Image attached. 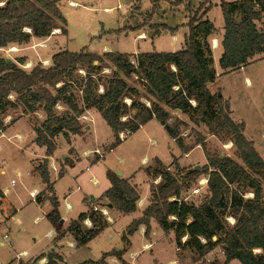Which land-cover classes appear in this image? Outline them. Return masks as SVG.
I'll return each instance as SVG.
<instances>
[{
    "label": "trees",
    "instance_id": "1",
    "mask_svg": "<svg viewBox=\"0 0 264 264\" xmlns=\"http://www.w3.org/2000/svg\"><path fill=\"white\" fill-rule=\"evenodd\" d=\"M0 1H4L0 6V49L27 43L32 37L46 39L56 29L66 34V20L56 1ZM161 1L154 0L153 8ZM183 1L190 0L176 3ZM212 1L200 0L186 24L184 47L176 52L97 55L85 50L78 53L61 50L51 56L50 66L43 67L39 63L29 71L21 67L24 57L9 62L0 58V135L8 126L3 118L9 111L19 109L23 114H34L40 110L44 115V120L32 129L33 142L45 149L43 160L35 167L44 189L35 200L40 202L43 196L50 201L52 209L45 218L55 230L53 242L62 241L69 233L77 247L85 246L109 227L101 210L89 207L63 229L48 170L49 158L57 147L56 138L62 136L69 143L70 136L81 135L80 117L85 111L95 109L114 136L110 149L121 142L120 133L129 132L130 135L152 118L182 148L179 130L168 124L169 109L189 115L194 123H204L211 134L231 142L242 164L226 156L209 154L202 139L198 144L204 151L206 164L200 170L181 168L173 158V174L155 161L146 171L153 179L160 178V182L150 186L149 204L125 228L124 242L129 243V238L141 226L145 227L144 236L149 239L150 222L154 220L164 233L173 231L177 245L186 237L183 247L193 251L199 259L221 247L224 264L233 260L240 264H264V200L261 197L264 160L244 135V122L231 119L229 102L208 89V84L217 77L210 67L211 50L206 41L214 32L213 23L206 17ZM220 9L223 35L218 65L227 72L264 54V31L258 30L255 23L264 15V0L221 2ZM234 15L239 16L238 21ZM131 56L135 58V65L131 63ZM106 66L111 68L109 77L102 73ZM80 71L83 76L78 79L76 74ZM133 75L139 76L146 94L141 95L136 88L128 86L125 79ZM141 97L150 105H144ZM59 104L66 108L62 114L55 112ZM63 165L71 164L66 159ZM63 168L59 170V177L64 174ZM200 177L206 178V193L194 203L180 199ZM106 178L110 187L101 199L108 200L111 209L123 214L134 213L140 199L136 189L112 171L106 172ZM241 188L249 189L252 198L245 199ZM3 198L0 189V207ZM227 217L234 219L232 226L226 222ZM85 221H89L91 227L87 228ZM125 252L124 248L104 253L95 264H107L105 259L110 256L123 263ZM58 260L60 256L49 253L45 264H56Z\"/></svg>",
    "mask_w": 264,
    "mask_h": 264
},
{
    "label": "rangeland",
    "instance_id": "2",
    "mask_svg": "<svg viewBox=\"0 0 264 264\" xmlns=\"http://www.w3.org/2000/svg\"><path fill=\"white\" fill-rule=\"evenodd\" d=\"M54 1L57 2L66 20V34H62L57 29L46 39L32 38L21 45H8L0 49V58L16 61L24 57L25 63L21 67L29 71L31 68L28 67H31V64L35 66L40 63L43 67H48L51 56L61 50L71 53L85 50L97 55L176 52L184 47V38L188 32L186 24L200 3V0L181 3H176L178 0H163L157 8H153L154 0ZM236 1L238 0L212 1V7L206 15L214 25V32L206 39L210 50L211 38L223 32L221 2ZM234 19L238 21L239 16L234 15ZM255 23L258 30L264 31V15ZM141 30L145 38L139 37ZM56 31L58 32L55 33ZM173 36L177 40L176 43L172 41ZM209 54L212 62L210 67L215 73L217 72L214 69L215 61L220 77L209 83L208 89L211 93H218L225 100L230 101L231 119L235 122H244V135L253 142L257 153L264 158V56L260 58L254 56L242 69L224 72L219 69L216 62L217 54L215 52L212 54L211 51ZM130 60L135 62L133 56ZM26 61L31 64H26ZM102 73L105 77H109L111 68L106 66ZM76 75L79 79L83 73L80 71ZM137 77L133 75L125 80L128 86L136 88L141 95H144L146 88ZM140 101L146 106L150 105L144 97H141ZM126 102L130 101L126 99ZM64 108L65 106L59 104L55 112L62 114ZM167 111L170 116L168 124L176 126L179 130V142L182 148L174 140L172 142L161 125L153 120L145 128L127 135L124 140L120 139L121 142L110 152L108 148L114 142V136L100 114L92 112L91 134L84 138L77 137L73 142V147L80 158L75 163V167H68L67 172L59 178L60 168L56 172V169L48 163L50 180L55 182L54 194L59 202L58 210L64 221V229L71 219H75L80 212L86 210L82 202L83 197L91 199V195L97 196L107 188L105 187L109 184L106 178L107 171L122 172L125 176L134 174L133 182L137 185L139 198L145 201L146 197L150 196V186L160 182V179H153L145 172L146 167L155 165L154 158L158 157L162 164H165L164 167L173 174H175L173 158L181 168L198 166L200 170L206 164L204 151L198 144L201 139L209 154L223 155L242 164L236 148L227 139L211 134L204 123H194L187 114L169 109ZM20 112L19 109L9 111L3 118L5 125H11L12 120L16 119ZM28 119L30 123L27 119H20L0 136V187L5 196L0 210V244L3 242L4 233L9 235V240L12 242L11 246L0 245V264H45L49 253L61 257L56 264H95L100 261L104 253L121 251L124 248L126 252L122 256L123 263L112 256L107 257L105 262L107 264H224L225 256L221 247L199 259L193 251L183 247L186 237L181 239L180 245H177L173 231L164 233L154 220L150 222L149 239L145 238L144 231L137 230L126 244L123 239L125 229L122 232L121 226L129 224L132 218L141 215L143 202L139 204L140 210L137 209L133 217L117 220L113 226L106 228L85 246L77 247L73 236L69 233L62 241L53 242L55 231L53 233L54 229L45 218V214L52 208L50 201L46 200L43 205H38L29 197V192L33 189L40 192L44 188L39 177L33 173L32 162L35 163L37 159L43 158L45 149L32 143L34 133L31 129V126H38L44 120V115L38 110ZM81 125L84 133L86 124ZM55 142L57 147L50 157L53 161L68 150V145L62 136ZM94 179L98 182L96 185ZM205 179L200 177L198 182ZM11 181L14 183L11 184ZM198 186L197 182L191 184L190 189L180 195V199L186 203L197 202L206 193L204 185L198 194L193 195V190ZM249 191V189H240L245 199L252 198V193ZM261 197L264 200V182ZM88 198L85 200L86 204L92 205L91 207L95 205L110 221L106 207L108 200L98 198L89 201ZM13 211V217L6 224L8 216ZM3 213L6 216H3ZM227 218L226 222L232 226ZM169 221H172V218H169ZM152 232L155 234L152 235ZM148 243H151V246L144 247V244ZM228 264L240 263L233 260Z\"/></svg>",
    "mask_w": 264,
    "mask_h": 264
},
{
    "label": "crops",
    "instance_id": "3",
    "mask_svg": "<svg viewBox=\"0 0 264 264\" xmlns=\"http://www.w3.org/2000/svg\"><path fill=\"white\" fill-rule=\"evenodd\" d=\"M57 30V29H56ZM222 35H223V32L221 31V33H219L218 35H215L214 37H212L211 38V52H212V54H213V52H215L216 54H217V56H218V58H217V60H216V62L218 63V60H219V57H220V55H221V53H222V48H221V46H220V43H221V40H222ZM186 36V35H185ZM139 37L140 38H145V35H144V33L142 32V30L140 31V33H139ZM33 38V37H32ZM31 38V39H32ZM172 41H174L175 43L177 42V40L175 39V37L173 36L172 37ZM181 45V44H180ZM216 50V51H215ZM133 54H139V53H133ZM129 55H132V54H129ZM264 56V54H260V55H256L255 56V58H260V57H263ZM5 58V57H4ZM5 59H8V58H5ZM47 61V60H46ZM48 66H50V64H51V60H48ZM26 64H31L29 61H26ZM215 61H214V69L217 71L216 72V74H217V77L216 78H219L220 77V74H219V71L217 70V68L215 67ZM31 67L33 66L32 64L30 65ZM31 67H28V68H31ZM27 68V67H26ZM27 68V69H28ZM243 67H241L240 69H242ZM220 69V68H219ZM221 70V69H220ZM248 83H249V80L246 78L245 79ZM228 102H230V101H228ZM59 106V105H58ZM64 106V105H63ZM66 108H64V110H65ZM230 109H231V104H230ZM93 111H95V112H97L95 109H90V110H87V111H85L84 112V114L82 115V117L79 119V121H80V123L81 124H86L85 125V127H84V130H85V132L84 133H81V135H79V136H70V141H69V143L68 142H66V140H65V142H66V144L68 145V150L64 153V154H62L59 158H56L54 161L53 160H50L51 158H49V164L50 165H52V167H54L55 169H56V172H58V169L60 168H62V167H64L63 169H64V174L67 172V168L69 167V168H73V167H75V163L80 159L79 158V155H78V153H77V151H76V149L73 147V142H74V140L77 138V137H81V138H84L86 135H88V134H91V131H92V121H93V115H92V112ZM172 111V110H171ZM34 114H36V112L34 113ZM31 116H33V114H23L22 112H20L19 113V116H17L16 117V119H14V121L13 122H11V125H13L14 123H16L18 120H20V119H27L28 120V122L30 123V121H29V119L28 118H30ZM87 119V121H83V120H86ZM156 121L154 118H152L151 120H149L146 124H144V125H142L139 129H142V128H145V126L146 125H148V123H150L151 121ZM157 122V121H156ZM11 125H9V126H11ZM31 125V124H30ZM9 126H7L6 128H5V130H4V132L6 131V129L9 127ZM33 126H31V129H33L32 128ZM35 127V126H34ZM162 127V126H161ZM163 128V127H162ZM164 129V128H163ZM33 131V130H32ZM244 131H245V129H244ZM3 132V133H4ZM2 133V134H3ZM1 134V135H2ZM0 135V136H1ZM60 136H58L57 138H56V140H58V138H59ZM247 138V137H246ZM248 139V138H247ZM34 140V139H33ZM172 140V142H174L173 141V139H171ZM249 140V139H248ZM251 141V140H250ZM32 143L33 144H35L33 141H32ZM152 143H154V141H152ZM254 145V144H253ZM108 151L110 152V151H112V149H110V147L108 148ZM263 157V156H262ZM44 158V157H43ZM43 158H41V159H43ZM41 159H37V161L34 163V162H32V168H33V173L35 174V175H37L38 176V174L35 172V167H37L38 166V164L41 162ZM58 159H59V161H58ZM66 159H68V161L70 162V166H65V165H63V162L66 160ZM154 160L155 161H158L159 163H161L162 164V162L160 161V159L158 158V157H155L154 158ZM263 160H264V158H263ZM61 161V162H60ZM96 161H98V160H96ZM96 161H94V162H96ZM91 162V161H90ZM91 163H93V162H91ZM148 164V163H147ZM146 164V165H147ZM171 164V163H170ZM145 165V166H146ZM163 165V164H162ZM169 165V164H168ZM168 165H166V166H168ZM163 166H165V164L163 165ZM142 167H144V165H142ZM148 167H152V165H150V166H148ZM148 167H146V168H148ZM89 168L87 167L86 168V170H88ZM145 172H146V174H147V176L149 175V173L146 171V169H145ZM63 174V175H64ZM133 176H134V174H130V175H128V176H125L124 175V173H122L121 172V178H124V179H127L128 181H129V183L136 189V191H137V185L136 184H134V182H133ZM39 177V176H38ZM49 177H50V174H49ZM59 177V176H58ZM59 178H61V177H59ZM156 179H160V178H156ZM50 182L52 183V185H53V190H54V184H55V182L53 181H51L50 180ZM93 182H94V184L96 185L98 182H97V180L96 179H94L93 180ZM109 182V181H108ZM105 187H107L105 190H103L102 192H100L97 196H94V195H91L90 196V198L91 199H89L88 197H83V199H82V202H83V204L85 205V208H86V210L85 211H82V212H80V213H83V212H86L87 210H88V208L89 207H91L92 205H87L86 204V202H85V200H86V198H88L89 199V201H93V200H96V199H98V198H101V195L110 187V183L109 184H107V185H105ZM0 189H1V187H0ZM44 189V188H43ZM43 190H41L40 192H42ZM39 191H37V190H35V189H33L32 191H30L29 192V197L33 200V202H35L36 204H38V205H43V203L46 201V200H44L43 199V196L41 197V201L40 202H37L36 200H35V198H36V195L37 194H39L40 193ZM30 193H33L34 195H35V197L34 198H32V196H30ZM4 194V193H3ZM91 194V193H90ZM55 195V194H54ZM49 196H50V194H49ZM4 200H5V196H4V198L2 199V206L1 207H3V203H4ZM101 200V199H100ZM99 200V204H100V206H102V202ZM143 202V205H142V207H141V212L143 211V209H145L147 206H148V204H149V197L147 196L146 197V200L145 201H143V199H141V197H140V199L138 200V202H137V209L138 210H140L139 209V204L140 203H142ZM58 204H59V202H58ZM109 205V204H108ZM108 205H106V207H107V209H108V211H107V215H108V218H109V220L110 221H108V223H109V227L110 226H113L115 223H116V221L117 220H120V219H124V217H128V216H130V217H133V215H134V213L135 212H137V210L134 212V213H131V214H123V213H121V212H119V211H117V210H113V209H111V208H108ZM94 207H95V205H93ZM0 207V210H2V208ZM67 207L68 208H70V206L69 205H67ZM52 209V208H51ZM51 210H49L47 213H49ZM46 213V214H47ZM60 213V212H59ZM79 213V214H80ZM45 214V215H46ZM78 214V215H79ZM6 216V214L5 213H3V216ZM13 215H14V211H13V213L10 215V216H8V218H7V220H6V224H7V221L8 220H10L12 217H13ZM60 215H61V213H60ZM77 215V216H78ZM62 217V216H61ZM77 218V217H76ZM75 218V219H76ZM138 218V217H137ZM137 218H132V221L134 220V219H137ZM75 219H71L70 221H72V220H75ZM62 220V219H61ZM131 221V222H132ZM130 222V223H131ZM70 223V222H69ZM129 223V224H130ZM62 226L64 225V221L62 220ZM84 224H85V226L87 227V228H89V227H91V223L89 222V221H85L84 222ZM129 224H124V225H122L121 226V230H122V232H123V230L129 225ZM153 224V223H152ZM68 227V226H67ZM152 227H153V225H152ZM64 229V228H63ZM67 229V228H66ZM65 230V229H64ZM54 231L55 230H53V233H54ZM139 231H144L145 232V227L144 226H141L140 228H139ZM155 233L154 232H152V235H154ZM0 245H2V243L0 244ZM149 246H151V243H148V244H144V247H149Z\"/></svg>",
    "mask_w": 264,
    "mask_h": 264
},
{
    "label": "built area",
    "instance_id": "4",
    "mask_svg": "<svg viewBox=\"0 0 264 264\" xmlns=\"http://www.w3.org/2000/svg\"><path fill=\"white\" fill-rule=\"evenodd\" d=\"M3 5H4V1H0V6H3ZM27 32L30 33V30H27ZM131 63H132L133 65H135V62H134V61H131ZM192 104L194 105L195 103L193 102ZM127 135H129V132H122V133H120L119 138H120L121 140H124L125 137H126ZM95 151H96V150H95ZM97 151H98V150H97ZM168 170H169V169H168ZM13 183H14V182L11 181V184H13ZM202 184H203V185H202ZM198 185H199V186L196 187V188L193 190V195L198 194V193L201 191V187L204 186V185H206V179L203 180V181H199V182H198ZM30 196H32L33 198L35 197V195H34L33 193H30ZM171 200H174V199H171ZM227 220H228L229 222H231V224H234V219H233V218L229 217V218H227ZM2 238H3L2 245H4V244H7L8 246H11V245H12V242L9 240V235H8L7 233H4L3 236H2Z\"/></svg>",
    "mask_w": 264,
    "mask_h": 264
},
{
    "label": "water",
    "instance_id": "5",
    "mask_svg": "<svg viewBox=\"0 0 264 264\" xmlns=\"http://www.w3.org/2000/svg\"><path fill=\"white\" fill-rule=\"evenodd\" d=\"M6 60H7V62L10 61V59H6ZM218 95L220 96V94H218ZM221 157H223V155H222ZM195 169H196V170H199V167L197 166V167H195ZM116 174H117L118 177H121V173L118 172V173H116ZM108 208H110V205H108ZM60 223H62V220L60 221Z\"/></svg>",
    "mask_w": 264,
    "mask_h": 264
},
{
    "label": "bare ground",
    "instance_id": "6",
    "mask_svg": "<svg viewBox=\"0 0 264 264\" xmlns=\"http://www.w3.org/2000/svg\"><path fill=\"white\" fill-rule=\"evenodd\" d=\"M58 31H56L55 33H57Z\"/></svg>",
    "mask_w": 264,
    "mask_h": 264
}]
</instances>
